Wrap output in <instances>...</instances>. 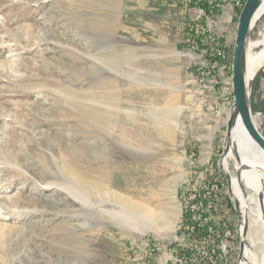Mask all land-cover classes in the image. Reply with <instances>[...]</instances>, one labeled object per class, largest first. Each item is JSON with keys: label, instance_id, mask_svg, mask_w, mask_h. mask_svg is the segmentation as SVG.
<instances>
[{"label": "rangeland", "instance_id": "rangeland-1", "mask_svg": "<svg viewBox=\"0 0 264 264\" xmlns=\"http://www.w3.org/2000/svg\"><path fill=\"white\" fill-rule=\"evenodd\" d=\"M226 1L158 0V8H166L154 16V0H145V10L152 9L145 17L136 0H0V264H121L120 246L134 239L150 248V264L155 251L158 264H184V255L197 264L200 250L214 244L207 235L202 241L201 233L223 223L239 227L222 207L225 200L235 211L221 166L234 105L235 49L229 60L230 42L219 29ZM245 2L236 0L237 27ZM183 11L190 12L188 21L179 18ZM159 23L161 33L174 31V42L173 35L164 45L154 41ZM125 26L143 37L135 45L145 48L144 58L129 67L125 54L134 61L141 52L123 42ZM251 43L261 45L254 53L264 48V16ZM218 50L227 53L226 61L218 60ZM143 70L148 79L157 75L154 84L179 89L195 108L192 120L207 123L220 112L226 121L204 166L194 151L185 157L189 170L179 186L160 187L164 175L154 186L153 153L141 166L144 173L129 166L128 172L111 173L121 162L112 158L120 141V86L134 83ZM251 109L264 135V68L253 80ZM227 172L236 178L230 160ZM154 189L155 200L149 196ZM251 192L249 241L261 264L264 226L257 222V193ZM129 205L142 211L132 212Z\"/></svg>", "mask_w": 264, "mask_h": 264}, {"label": "crops", "instance_id": "crops-1", "mask_svg": "<svg viewBox=\"0 0 264 264\" xmlns=\"http://www.w3.org/2000/svg\"><path fill=\"white\" fill-rule=\"evenodd\" d=\"M136 1L137 3H141L142 6L140 15L145 17L146 15H150V10L152 9L145 10V0ZM219 1L221 0H215V2ZM226 2L227 3L222 6L221 15H219L221 21L219 22V29L226 32L228 36L226 44H229L230 42V46L228 47V58L231 60V51L235 49L234 42L237 33L236 17L238 8L236 0H227ZM239 2L242 4L245 0H239ZM138 8L139 6L135 8L136 11ZM165 8L166 7L161 9L158 8V0H154V16H156L158 10H164ZM125 9L124 19L127 20L129 19L128 15L131 9L128 6H126ZM187 10L190 11V9ZM190 12L187 14L183 11L179 18L188 21L191 18L189 14ZM182 15L184 16L182 17ZM136 19L138 20V18ZM144 25L150 24L144 23ZM168 27L170 26L167 24L166 29ZM173 27L174 22L171 23V28ZM160 29H162L161 23L154 28V41L164 45L165 43L170 42L169 38L173 35L172 42H174L173 37L176 36L174 31L172 34L161 33ZM134 30L135 29H132V27L125 26L126 36L122 37V40L124 43L126 42V44H128V47L134 48L137 52H141V50H144L145 48L138 49L135 45V40L142 41L143 37H139L136 30ZM132 31L135 32L134 36L130 33ZM149 33L152 34L151 31H149ZM159 35L166 36L167 38H162V40H160L159 38H161V36L159 37ZM125 55L128 62L127 67L133 62L136 63L135 60L144 58L142 52L140 55L132 57V60L134 61H129L132 56L130 53ZM136 74H138L140 78L135 79L134 83H125L124 86H120V92H122V101L118 110L120 141L119 147L116 150L117 154L112 158H114V161L119 162V160H121V162L119 163L117 171L114 165L111 166V173L113 175V172H116V176L117 173L128 172V166L130 168L129 170H134L138 174L144 173L146 170L141 166L150 162L148 157L153 153L154 167L152 169L154 171V180H151V182L154 183V186L159 181V175L165 176L160 187H164V185L167 187L169 185L171 187L174 185L179 186L189 170L185 163V157L189 156L190 153L194 151L199 156V164L204 166L208 160V155H211L213 149L220 143V137L224 134L223 127L226 124V121L220 120V112L217 114L215 113L214 117H212L207 123H201L202 121L199 119L192 120L194 117H190V111H195V108L191 107L190 103H187V101L184 100L179 89H171L170 87L161 84L160 86L154 84L157 81V75L154 73L151 74L154 77L152 79L147 78V72L144 70ZM124 76L125 77L123 78L126 79L127 75ZM162 89L173 90V92L166 94ZM134 96L135 100L133 103L135 106L133 110H130ZM136 107H139V109H136ZM126 120H130V124H126ZM179 139H182V143L178 145L177 141H180ZM160 141H166L167 144L160 145ZM159 155L164 156H162L163 158H160ZM128 156H135L134 158L136 159L134 160L132 157ZM157 159H160L161 162H158ZM170 173L173 174L170 175ZM117 187V184H113V188ZM153 195L155 200L157 195L155 189L154 194H149V196ZM222 207L224 208L231 224L238 227L239 217L236 212L234 210L231 211V207L225 202V200ZM238 231L236 228L234 231V240L230 241L232 253L230 255L229 264H239L240 235ZM251 232L252 231L250 230L249 240H251ZM134 241V243H128L126 246H120L122 254L116 262L119 261L121 264H150L148 259H146L147 250L150 248L144 245L142 241L138 242L136 239H134ZM157 245L158 243L155 241L154 237V244H152V246L156 248ZM155 253L153 262L158 264L160 253Z\"/></svg>", "mask_w": 264, "mask_h": 264}, {"label": "water", "instance_id": "water-1", "mask_svg": "<svg viewBox=\"0 0 264 264\" xmlns=\"http://www.w3.org/2000/svg\"><path fill=\"white\" fill-rule=\"evenodd\" d=\"M264 7V0H246L243 9L240 13L239 23L237 27V34L235 40L234 60H233V94H234V105L231 108V115L227 122V134L225 139V152L221 159V166L224 169V173L227 175L229 185L231 189V198L235 203V211L239 217V231H240V258L239 264H253L251 259L248 257V252L253 250L249 241L250 232V215H249V192L252 190L245 183L243 178V171L250 169L247 165H244L239 155L233 146L232 149V136L234 129L237 125V120L240 119L246 132L250 138L258 145V147L264 152V135L258 130L252 115L251 109V91L253 80H247L246 78V67L244 60L249 51L248 46L251 41V32L259 20V12ZM264 68V67H263ZM262 69V68H261ZM233 151V152H232ZM233 153L236 159L235 169L237 172V181L242 191L245 203L242 204L238 197L233 192L232 176L228 173V169H225L223 164L227 160L230 153ZM261 181L263 182V188L256 195L260 203L262 213H264V176L261 175L259 167H255ZM253 193V192H251Z\"/></svg>", "mask_w": 264, "mask_h": 264}, {"label": "bare ground", "instance_id": "bare-ground-1", "mask_svg": "<svg viewBox=\"0 0 264 264\" xmlns=\"http://www.w3.org/2000/svg\"><path fill=\"white\" fill-rule=\"evenodd\" d=\"M259 16L261 17L264 16V7L260 10ZM261 17H259V20L261 19ZM259 20H257V22ZM258 46H261L260 43H251V41L248 46L249 51L244 60L245 67H246V78L248 81L255 79L257 74L260 72L261 68L264 67V48L255 53L253 51L254 48ZM228 115L229 116L231 115V110L228 111ZM231 146H232L231 150H233V146L235 147L241 162L244 165H247L248 167H250V169H246L243 171V178H244L245 183L248 185V187H250L255 193L258 194V192H260L261 189L263 188V182L261 181V177L259 176L257 170H254V169L255 167H259L260 170H264V152L250 138L243 124L241 123L240 119L237 120V125L234 129ZM232 152L229 154L228 156L229 158L224 161L223 166L225 169H228L229 167V160L236 164V159L234 158V155ZM260 173L262 176H264L263 171H260ZM232 185H233L232 189H233L234 194L238 197L239 201L242 204H244L245 199L239 187L237 177L236 178L234 177L232 179ZM253 202H255L257 206L259 205V201H257L256 199L253 200ZM129 207L132 208L131 209L132 212L142 211L139 207H135L132 205H129ZM256 214L258 216L257 222H261L262 225L264 226V213H262L261 209L258 208L256 211ZM248 257L251 259L253 264H259L257 261V257L251 250L248 252ZM260 263L264 264V258Z\"/></svg>", "mask_w": 264, "mask_h": 264}, {"label": "built area", "instance_id": "built-area-1", "mask_svg": "<svg viewBox=\"0 0 264 264\" xmlns=\"http://www.w3.org/2000/svg\"><path fill=\"white\" fill-rule=\"evenodd\" d=\"M226 54L227 53H225V51L218 50L217 55L220 57L218 60L226 61ZM231 201L233 202L232 199ZM235 229L236 228H229L226 223H223L221 229H209L207 230L208 232L204 231L201 233L200 238L202 241L204 240V235H207L213 237L214 244L208 252H203L200 250L197 264H229L230 255L232 253L230 241L234 240ZM238 230L239 227L237 228V231ZM238 232L240 235V231ZM181 260L184 261V264H191L188 263L185 255Z\"/></svg>", "mask_w": 264, "mask_h": 264}]
</instances>
